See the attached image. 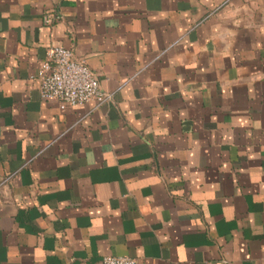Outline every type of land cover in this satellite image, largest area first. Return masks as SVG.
Returning <instances> with one entry per match:
<instances>
[{"label": "crops", "instance_id": "crops-1", "mask_svg": "<svg viewBox=\"0 0 264 264\" xmlns=\"http://www.w3.org/2000/svg\"><path fill=\"white\" fill-rule=\"evenodd\" d=\"M51 46L105 100L42 101ZM104 256L264 264V0H0V264Z\"/></svg>", "mask_w": 264, "mask_h": 264}, {"label": "built area", "instance_id": "built-area-1", "mask_svg": "<svg viewBox=\"0 0 264 264\" xmlns=\"http://www.w3.org/2000/svg\"><path fill=\"white\" fill-rule=\"evenodd\" d=\"M52 14L43 17L45 23L52 21ZM37 78L42 101H55L60 109L102 102L106 94L100 89L98 76L84 61L76 59L70 48L51 46L45 50ZM93 264H141L126 256H104Z\"/></svg>", "mask_w": 264, "mask_h": 264}]
</instances>
